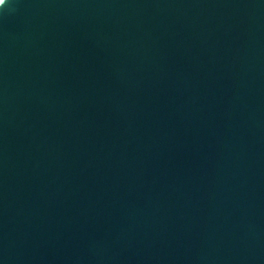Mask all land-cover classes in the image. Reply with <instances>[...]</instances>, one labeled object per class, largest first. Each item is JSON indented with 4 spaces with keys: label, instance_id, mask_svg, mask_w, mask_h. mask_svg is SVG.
<instances>
[{
    "label": "water",
    "instance_id": "1",
    "mask_svg": "<svg viewBox=\"0 0 264 264\" xmlns=\"http://www.w3.org/2000/svg\"><path fill=\"white\" fill-rule=\"evenodd\" d=\"M0 264H264V0H0Z\"/></svg>",
    "mask_w": 264,
    "mask_h": 264
}]
</instances>
